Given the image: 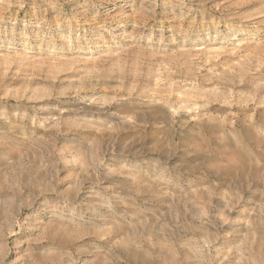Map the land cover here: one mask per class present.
Returning a JSON list of instances; mask_svg holds the SVG:
<instances>
[{
	"label": "rangeland",
	"instance_id": "374dc122",
	"mask_svg": "<svg viewBox=\"0 0 264 264\" xmlns=\"http://www.w3.org/2000/svg\"><path fill=\"white\" fill-rule=\"evenodd\" d=\"M0 264H264V0H0Z\"/></svg>",
	"mask_w": 264,
	"mask_h": 264
}]
</instances>
